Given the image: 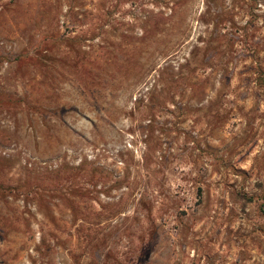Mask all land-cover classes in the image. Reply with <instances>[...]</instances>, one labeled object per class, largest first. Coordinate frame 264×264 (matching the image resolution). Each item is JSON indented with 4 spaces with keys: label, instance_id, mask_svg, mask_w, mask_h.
Instances as JSON below:
<instances>
[{
    "label": "rangeland",
    "instance_id": "374dc122",
    "mask_svg": "<svg viewBox=\"0 0 264 264\" xmlns=\"http://www.w3.org/2000/svg\"><path fill=\"white\" fill-rule=\"evenodd\" d=\"M0 264H264V0H0Z\"/></svg>",
    "mask_w": 264,
    "mask_h": 264
}]
</instances>
